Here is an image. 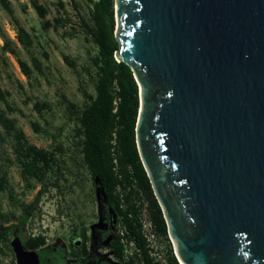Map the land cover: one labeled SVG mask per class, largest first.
<instances>
[{
  "label": "water",
  "instance_id": "obj_1",
  "mask_svg": "<svg viewBox=\"0 0 264 264\" xmlns=\"http://www.w3.org/2000/svg\"><path fill=\"white\" fill-rule=\"evenodd\" d=\"M114 2L137 150L179 263L264 264V0ZM94 184L93 229L108 201ZM10 244L17 264H41L19 235Z\"/></svg>",
  "mask_w": 264,
  "mask_h": 264
},
{
  "label": "rangeland",
  "instance_id": "obj_2",
  "mask_svg": "<svg viewBox=\"0 0 264 264\" xmlns=\"http://www.w3.org/2000/svg\"><path fill=\"white\" fill-rule=\"evenodd\" d=\"M95 1L9 0L11 12L0 4V88L5 92L0 109L14 119L28 143L55 157L45 185L26 182L14 150L16 131L8 133L0 124V224L14 226L25 236L42 234L48 244L63 242L69 248L68 258L77 252L71 241H77L84 229L89 234L91 224L98 222L94 179L83 161L77 133L80 112L90 102L88 96L96 93L94 59L99 48L87 34V26L94 25ZM35 4L44 8L45 17L39 15ZM18 26L27 32L25 44L18 38ZM20 61L27 64L29 75ZM40 190L43 193L36 211L23 225V206L32 203ZM13 215L16 218L5 221ZM143 223L151 255L166 261L168 241L153 234L145 213ZM122 231L121 225L115 227V235ZM169 243L174 252L171 240ZM132 251L128 246L126 254ZM0 264H17L13 250L3 242Z\"/></svg>",
  "mask_w": 264,
  "mask_h": 264
},
{
  "label": "trees",
  "instance_id": "obj_3",
  "mask_svg": "<svg viewBox=\"0 0 264 264\" xmlns=\"http://www.w3.org/2000/svg\"><path fill=\"white\" fill-rule=\"evenodd\" d=\"M0 4L7 11H12L9 0H0ZM35 7L39 15L45 17L44 8L39 4H35ZM114 7V0H96L92 12L94 25L87 26V34L98 46L99 54L94 59L97 68L96 93L88 96L90 102L78 117L81 154L93 179L99 176L105 187L109 218L112 220L115 215L116 230L118 225L123 229L122 234L116 233V238L107 246L114 258L125 264H180L169 243L162 209L138 154L135 138L139 108L138 84L131 68L115 58L119 42L115 36ZM17 31L19 40L25 44L28 41L27 32L21 26L17 27ZM20 65L24 73L29 75L27 64L20 61ZM0 99H5V92L1 88ZM0 124L8 133L16 131L14 150L22 178L28 183L35 180L45 185L46 176L55 161L54 154L28 143L24 132L17 130L14 119L2 109ZM0 188L3 189V186ZM42 193L43 190H40L32 203L23 206V225L36 211ZM144 213L153 227V234L168 241L170 255L166 261L151 255L152 248L143 223ZM13 217L16 218L13 215L5 221L9 222ZM14 229V226L0 224V242L9 249L13 250L8 243L10 236L19 235L26 249L38 250L41 264H70L67 248L48 244L42 234L25 236ZM79 239H82L81 247L71 243L77 251L73 253L75 256L88 253L85 229ZM128 246L133 248L131 254H126Z\"/></svg>",
  "mask_w": 264,
  "mask_h": 264
},
{
  "label": "flooded vegetation",
  "instance_id": "obj_4",
  "mask_svg": "<svg viewBox=\"0 0 264 264\" xmlns=\"http://www.w3.org/2000/svg\"><path fill=\"white\" fill-rule=\"evenodd\" d=\"M106 208H107V203H103L101 212H102V218L104 222L102 223L101 227H95L93 229L92 228L93 224H91L90 230H89L90 233L87 234V231H86V234L88 236V240L86 242L88 244V253L78 255V256L72 255L71 258H68V262L70 264H116L115 262H118V260L112 259V257L114 258L112 251L107 249V246L104 245V242L106 241L107 237L112 232L111 223L113 222V220L109 218ZM98 220H99V213H98ZM115 238H113L111 242ZM72 242H74L76 246H79V247L82 246V239H78L77 241L73 239L71 243ZM54 245L67 248L63 242H56ZM68 249L69 248H67V250ZM108 253L109 255H107Z\"/></svg>",
  "mask_w": 264,
  "mask_h": 264
}]
</instances>
